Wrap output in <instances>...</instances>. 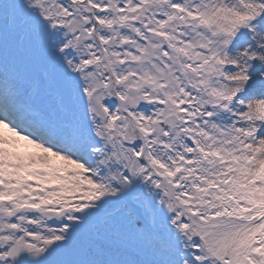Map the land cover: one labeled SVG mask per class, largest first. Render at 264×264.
I'll use <instances>...</instances> for the list:
<instances>
[{"label":"snow or ice","instance_id":"snow-or-ice-1","mask_svg":"<svg viewBox=\"0 0 264 264\" xmlns=\"http://www.w3.org/2000/svg\"><path fill=\"white\" fill-rule=\"evenodd\" d=\"M0 264H264V0H0Z\"/></svg>","mask_w":264,"mask_h":264}]
</instances>
